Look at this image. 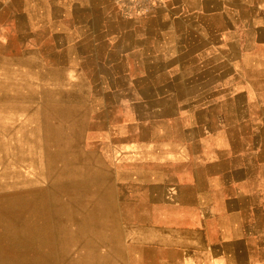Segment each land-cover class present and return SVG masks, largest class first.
<instances>
[{
  "label": "rangeland",
  "instance_id": "1",
  "mask_svg": "<svg viewBox=\"0 0 264 264\" xmlns=\"http://www.w3.org/2000/svg\"><path fill=\"white\" fill-rule=\"evenodd\" d=\"M168 1L0 0V264H161L144 187L203 147L246 159L262 113L227 98L262 69L201 90L168 48Z\"/></svg>",
  "mask_w": 264,
  "mask_h": 264
},
{
  "label": "crops",
  "instance_id": "2",
  "mask_svg": "<svg viewBox=\"0 0 264 264\" xmlns=\"http://www.w3.org/2000/svg\"><path fill=\"white\" fill-rule=\"evenodd\" d=\"M239 7L250 15L239 14ZM162 10L161 19L169 18L166 28L174 36L168 48L184 49L182 56H174V63H184L186 78L202 81L201 90L206 91L207 80H215L217 89L222 81L257 68L262 71L256 79L264 81V0H169ZM243 62L245 68L239 69ZM250 78L254 77H246ZM229 95L234 110H239L243 96L244 108L262 113L258 122L245 123L252 127L246 159L238 161L235 148L211 153L203 147L176 163L187 166V176L168 174L144 187L151 193V222L160 224L149 246L162 253L161 264H264V83L247 84ZM214 140L222 143L219 137ZM202 141L200 137L188 143ZM172 159L166 153L157 163L168 169ZM243 184L247 187H240Z\"/></svg>",
  "mask_w": 264,
  "mask_h": 264
},
{
  "label": "bare ground",
  "instance_id": "3",
  "mask_svg": "<svg viewBox=\"0 0 264 264\" xmlns=\"http://www.w3.org/2000/svg\"><path fill=\"white\" fill-rule=\"evenodd\" d=\"M18 107V106H17ZM15 108V107H14ZM17 109V108H16ZM29 110V109H28ZM4 111V110H3ZM6 112H8V111H6ZM1 124V123H0ZM2 132V131H1ZM6 136V135H5ZM1 139V138H0ZM3 143V142H2ZM1 145V144H0ZM3 149V148H2ZM1 150V149H0ZM9 154H10V152H9ZM5 155V154H4ZM6 156V155H5ZM5 167V166H4Z\"/></svg>",
  "mask_w": 264,
  "mask_h": 264
}]
</instances>
